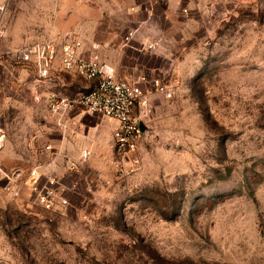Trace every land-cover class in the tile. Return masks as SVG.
I'll use <instances>...</instances> for the list:
<instances>
[{
    "label": "rangeland",
    "instance_id": "374dc122",
    "mask_svg": "<svg viewBox=\"0 0 264 264\" xmlns=\"http://www.w3.org/2000/svg\"><path fill=\"white\" fill-rule=\"evenodd\" d=\"M64 35L146 77L134 153L112 148V120L50 114L83 79L15 60ZM33 176L55 181L52 209ZM0 264H264V0H1Z\"/></svg>",
    "mask_w": 264,
    "mask_h": 264
},
{
    "label": "built area",
    "instance_id": "2783aa9c",
    "mask_svg": "<svg viewBox=\"0 0 264 264\" xmlns=\"http://www.w3.org/2000/svg\"><path fill=\"white\" fill-rule=\"evenodd\" d=\"M137 36V30L131 29L124 36L123 43L130 44ZM161 43L160 38L152 37L145 39L140 49L157 52ZM99 48L98 44H91L86 55L81 39L64 35L20 48L15 53V60L20 65L33 64L38 80L48 77L56 60L61 71L83 79L88 84L85 93L73 97L57 93L47 95L46 104L50 114L58 118L59 124L64 115L76 107L88 115L113 119L117 126L112 135V148L119 155L131 154L136 151L143 134L139 123L147 116L148 99L144 89L147 79L145 76L132 79L118 77L109 65L101 61ZM150 83L170 96L160 79H151ZM37 180L33 176L30 186L36 201L45 209H52L56 201L53 194L55 181L48 180L40 185ZM59 202L66 204L64 198H60Z\"/></svg>",
    "mask_w": 264,
    "mask_h": 264
},
{
    "label": "crops",
    "instance_id": "0c3cea01",
    "mask_svg": "<svg viewBox=\"0 0 264 264\" xmlns=\"http://www.w3.org/2000/svg\"><path fill=\"white\" fill-rule=\"evenodd\" d=\"M1 1V0H0ZM146 16L147 17H149V16H151L150 14H146ZM146 19V18H145ZM82 41V40H81ZM135 41V40H134ZM82 44H83V48H84V53L87 55L89 52H88V50H89V46L91 45V44H85V43H83L82 42ZM92 44H94V43H92ZM95 44H98V43H95ZM99 45V44H98ZM100 46V45H99ZM99 53H100V49H99ZM101 58V57H100ZM116 74V73H115ZM117 75V74H116ZM118 77H121V78H125V77H122V76H120V75H117ZM125 79H129V78H125ZM87 87H88V84H87ZM74 109H81V108H78V107H76V108H74ZM74 109H71L69 112H67V113H70V112H72ZM82 110V109H81ZM83 111V110H82ZM84 113H86V112H84ZM87 114V113H86ZM99 117V116H98ZM67 118H69V116L67 117ZM104 118V117H103ZM107 119H109V120H112L113 122H108L107 124L109 125L108 126V131L110 132V130H112V128L114 127V130H115V128H116V126H117V122L115 121V120H113V119H110V118H107ZM114 130H113V132H114ZM113 132H112V135H113ZM111 140H112V136H111ZM87 152V151H86ZM88 153V152H87Z\"/></svg>",
    "mask_w": 264,
    "mask_h": 264
},
{
    "label": "water",
    "instance_id": "95a60500",
    "mask_svg": "<svg viewBox=\"0 0 264 264\" xmlns=\"http://www.w3.org/2000/svg\"><path fill=\"white\" fill-rule=\"evenodd\" d=\"M139 128L142 131V133H144L146 131V126L143 124V122L139 123Z\"/></svg>",
    "mask_w": 264,
    "mask_h": 264
}]
</instances>
